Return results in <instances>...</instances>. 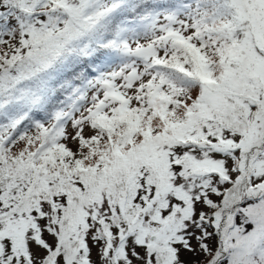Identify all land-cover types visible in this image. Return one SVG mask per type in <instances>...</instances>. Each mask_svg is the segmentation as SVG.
Wrapping results in <instances>:
<instances>
[{
  "label": "snow or ice",
  "instance_id": "1",
  "mask_svg": "<svg viewBox=\"0 0 264 264\" xmlns=\"http://www.w3.org/2000/svg\"><path fill=\"white\" fill-rule=\"evenodd\" d=\"M0 264H264V0H0Z\"/></svg>",
  "mask_w": 264,
  "mask_h": 264
}]
</instances>
